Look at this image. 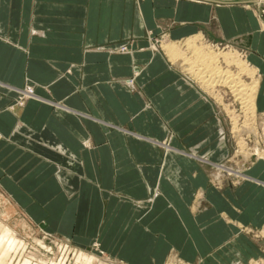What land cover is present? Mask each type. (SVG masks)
I'll list each match as a JSON object with an SVG mask.
<instances>
[{"label": "crops", "instance_id": "obj_1", "mask_svg": "<svg viewBox=\"0 0 264 264\" xmlns=\"http://www.w3.org/2000/svg\"><path fill=\"white\" fill-rule=\"evenodd\" d=\"M255 9L248 0H0V264L15 252L28 264L26 238L48 250L40 229L80 246L96 239L121 264L264 255L245 230L264 226V160L236 170V183L218 175L230 144L214 102L144 36L243 46L245 57L225 43L256 68L264 110ZM26 81L39 97L12 112ZM93 259L78 249L73 264Z\"/></svg>", "mask_w": 264, "mask_h": 264}, {"label": "rangeland", "instance_id": "obj_2", "mask_svg": "<svg viewBox=\"0 0 264 264\" xmlns=\"http://www.w3.org/2000/svg\"><path fill=\"white\" fill-rule=\"evenodd\" d=\"M248 2H250L252 6H256V16L260 18V16L264 15V2L259 4H256L255 0H248ZM144 36L147 37L151 43L147 46L148 48H158L164 52L162 50L163 47L166 52V47L168 45L161 46L158 44L160 42L159 40L164 38L162 33L152 34L145 32ZM202 36L203 39L207 40L204 34H202ZM196 39H198V37L192 35L187 37V41H185L186 44L184 41L181 42V40H179L177 41V44L173 43L171 45L178 50L179 55L175 57L177 59H170V55H168L167 52L166 53L169 58L166 54L165 55L167 56L168 60L170 59L171 61H169L172 64L178 66V69L183 72V74L190 80H192L194 84L196 83L199 87L201 85L200 88L202 89L203 93L214 102L216 113H218L221 118L219 136L223 135L225 143L230 144V150H228L223 159L218 161V163L223 167L218 168L213 164L214 169L216 172L218 171L220 173L218 174L220 177L230 178L231 182L236 183L239 182L244 176L243 174H236V170L241 171V166L251 162L253 163L257 159L258 155L261 156L260 160H264V110L257 109L255 105L254 91L257 85V71L254 72V70L251 69V67H255L248 60V64L251 67L243 66L244 69L242 68V70H240V66L237 65L235 61H232V59L238 55L237 51L231 52L228 50L229 47L225 49V43H232V45L237 46L236 43L224 40L214 41L219 47L216 46V49L213 51V48H211L210 45L207 47L198 46L196 44L197 42H195ZM120 44L127 45L126 43ZM193 47L203 49L206 48L207 50H210L211 54H213V60H211L210 64L217 69L221 67L218 69V71H216L215 74H210L211 76L209 77H212L213 79L208 77L209 80L205 81V78H199L196 72L191 71L190 69L186 68L187 66L185 64L181 63V60H186L187 62L185 63L187 64L189 63L188 59L193 58L191 51ZM208 47H210V49ZM237 47L240 50L236 48L235 49L238 50L242 56H244L245 48L243 46ZM120 49L127 50L125 46L120 47ZM236 58L240 59L239 55ZM218 73L226 76L230 75L232 76L233 81H239L240 83H243L242 87L244 89L239 91L242 93L233 90V87H231L230 84H227L228 82L226 79L217 77L219 75ZM30 86H32V83L27 81L20 86L23 89L17 90L14 97L15 102L8 106L9 110L16 112L27 98L39 97L34 93L33 88ZM249 95L254 97V102L251 106L248 105V102H246V99L249 97ZM248 107L250 110H247ZM188 150L190 149L188 148ZM73 175L74 174L70 173L69 178ZM245 230L254 238L264 241V226L259 228L249 227L245 228ZM43 233V229H40L37 234L34 233L33 235L40 238L42 243L49 247L48 250H45L41 244L35 243L34 238L25 239L28 242L26 249L29 251V254L32 255V259L28 264H73L78 249L82 250L83 252L95 255V259H93L91 264H121L120 262L114 261L109 254L102 250L96 239H92L87 244L80 246L68 238L53 234L43 236ZM17 253L18 252H15L14 255L11 254L12 256L7 261H11V264H19L20 259L17 261ZM165 264L192 263L186 260L170 258ZM249 264H264V255L251 259Z\"/></svg>", "mask_w": 264, "mask_h": 264}, {"label": "bare ground", "instance_id": "obj_3", "mask_svg": "<svg viewBox=\"0 0 264 264\" xmlns=\"http://www.w3.org/2000/svg\"><path fill=\"white\" fill-rule=\"evenodd\" d=\"M196 42V41H195ZM197 44V43H196ZM191 51H192V54H193V58H191V59H188L189 60V63H185V62H187L186 60L184 61V60H181V63L182 64H185L187 67L186 68H188V69H190L191 71H194V72H196L197 73V75L199 76V78H205V81H208L209 80V78H212V77H209V76H211L210 74L211 73H216V71H218V69L219 68H221V67H219L218 69L217 68H215L214 66H212L211 64H210V62H211V60H213V57H212V55L213 54H211V52H210V50H207V49H203V48H196V47H193L192 49H191ZM213 51H214V49H213ZM166 52L168 53V55H170V59H172V60H175V59H177V58H175L176 56H178L179 54H178V50L175 48V47H173V46H171V45H168L167 47H166ZM217 53V52H216ZM218 54V53H217ZM224 54V53H223ZM220 55V54H219ZM227 55V54H226ZM232 55H234V54H232ZM238 57V56H237ZM222 58V57H221ZM179 59V58H178ZM180 60V59H179ZM232 61H235V63L237 64V65H239L240 66V70H242V68L244 69V64H242L238 59H236L235 57L232 59ZM217 69V70H216ZM226 70V69H225ZM237 71V70H236ZM205 73V74H204ZM220 73V72H219ZM218 73V74H219ZM234 73V72H233ZM236 73V72H235ZM215 76V75H214ZM208 79H207V78ZM217 77H219V78H223V79H226V81L228 82L227 84H230V86L231 87H233V90H235V91H237V92H239L240 90H242V89H244L243 87H242V84L243 83H240L239 81H233V78H232V76H230V75H222V74H219ZM213 79V78H212ZM222 79V80H223ZM222 83V82H221ZM238 87H241V88H238ZM252 88V87H251ZM251 90V89H250ZM255 92V91H254ZM239 93H242V92H239ZM238 93V94H239ZM246 94V93H245ZM253 98L254 97H251L250 95H249V97L246 99V102H248V105H253ZM244 101H245V99H244ZM247 105V104H246ZM247 110H250V108L248 107L247 108ZM254 110V109H253ZM238 123V122H237ZM246 154V153H245ZM247 155V154H246ZM248 156V155H247ZM261 159V156H257V161L258 160H260ZM251 160V159H250ZM244 165V164H243ZM246 165V164H245ZM62 176L65 178L66 177V174L64 173V172H62ZM66 179H67V177H66ZM262 263V262H261Z\"/></svg>", "mask_w": 264, "mask_h": 264}]
</instances>
